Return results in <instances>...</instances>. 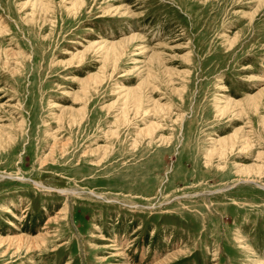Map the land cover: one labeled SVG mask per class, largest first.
<instances>
[{"label":"rangeland","instance_id":"374dc122","mask_svg":"<svg viewBox=\"0 0 264 264\" xmlns=\"http://www.w3.org/2000/svg\"><path fill=\"white\" fill-rule=\"evenodd\" d=\"M0 264H264V0H0Z\"/></svg>","mask_w":264,"mask_h":264},{"label":"bare ground","instance_id":"6f19581e","mask_svg":"<svg viewBox=\"0 0 264 264\" xmlns=\"http://www.w3.org/2000/svg\"><path fill=\"white\" fill-rule=\"evenodd\" d=\"M21 240V239H20ZM29 240V239H28ZM10 241H12V240H10ZM32 241V240H31ZM6 242V241H5ZM34 242V241H33ZM32 243V242H31ZM22 246V245H21ZM31 247V246H30Z\"/></svg>","mask_w":264,"mask_h":264}]
</instances>
